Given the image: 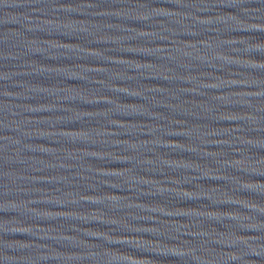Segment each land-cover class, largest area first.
Segmentation results:
<instances>
[{
    "label": "water",
    "instance_id": "water-1",
    "mask_svg": "<svg viewBox=\"0 0 264 264\" xmlns=\"http://www.w3.org/2000/svg\"><path fill=\"white\" fill-rule=\"evenodd\" d=\"M0 264H264V0H0Z\"/></svg>",
    "mask_w": 264,
    "mask_h": 264
}]
</instances>
